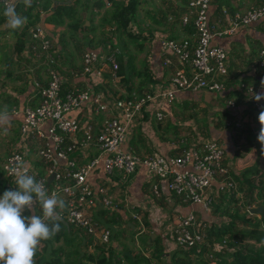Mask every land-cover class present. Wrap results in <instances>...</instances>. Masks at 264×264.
<instances>
[{"label":"crops","instance_id":"crops-1","mask_svg":"<svg viewBox=\"0 0 264 264\" xmlns=\"http://www.w3.org/2000/svg\"><path fill=\"white\" fill-rule=\"evenodd\" d=\"M188 1L137 0L135 19L131 20L126 28L131 37L121 33L114 23L103 21L104 13L110 8L109 0H50L49 8L40 14L36 25L25 27V24L16 30L7 27L0 6V110L6 108L11 117L8 125L0 127V165L4 166L12 149L20 147L19 126L23 119L22 112L26 107L37 105L38 85L46 84L48 69H55L60 74L63 79V91L73 87L83 88L92 82L89 77L82 76L80 73L82 54L86 50H95L100 55L115 52L124 62L128 57H133L131 69H133L134 76L130 82L134 89L131 94L141 91L142 93L149 92L161 85L167 86L175 69L182 68L186 72L189 71L188 66L182 67L177 62L173 53H162L160 46L162 39L186 41L189 45L195 43L194 30L185 28L180 22L181 16L187 10ZM18 3L24 5L23 0H16L15 4ZM62 3L75 8L77 16H80L76 17V20H79V27L70 29L71 21L68 19H65L64 23L60 25L46 21L55 8ZM262 3L264 0H212L208 14L210 26L216 34L211 42L213 45L223 48L227 53L228 74L224 80L225 90L222 96H216L206 90L180 92L173 103L164 105L165 117L160 121V124L154 119L152 109L144 111L129 129L126 143L123 145L124 149L130 148L140 157L152 153L179 155V151L185 144L196 146L194 144L203 139V136H200L202 139L199 137L198 128L200 131L202 130L199 116H196L194 120L197 114L194 113L196 107L185 110V102L194 101L198 107L202 105L213 107L218 111L214 114L216 116L220 114L222 126L219 123L216 124L217 119L211 120L208 123L209 133L206 140L216 139L223 147L225 151L224 165L228 168L236 186L239 187L231 174L240 177L247 164L244 161L241 162V159L245 160L244 158H240V161L237 162L236 153H253L257 149L258 155L263 154L262 146L257 139L261 125L258 116L254 114L252 103L240 90V85L257 86L261 79H264L263 72L259 70L261 68L257 64L260 51L264 50V18L232 35L221 33V31L227 27L234 13L244 12L252 6ZM16 11L21 15L20 9ZM36 27L45 31L51 43L48 52L39 51L36 54L30 50L31 29ZM165 56L171 59L170 65H163ZM72 72H78V76H73ZM254 77L256 80L253 79ZM120 79L119 82L114 83L105 73L101 78L96 79L95 91L101 93L103 98L109 102L119 97H127L129 94ZM229 98L234 99L237 105L233 111L228 109L225 102ZM220 103H222L223 109H221ZM201 110L205 111V109ZM207 115L209 112L205 114L206 118ZM71 116L77 117L82 123L90 118V113L88 110H83L78 113L72 112ZM101 120V115L93 117L96 129ZM191 120L197 127L192 126ZM229 122H240L242 129L237 131L227 128ZM44 126L48 127V124ZM5 127L7 134H4ZM189 132H194V136ZM38 145L39 143L29 142L28 145H24L23 150L30 168L37 169L38 173L43 175L45 165L38 160ZM95 151V147L91 150L77 149L74 157L78 163H82L85 156L91 158L95 155ZM261 162L262 160L259 162L260 165H264ZM3 179H5L4 175ZM113 179L117 180L118 178L108 177L101 168H98L90 173L87 181L94 191H97L102 185H106L110 189L116 197L114 203L123 220L127 221L130 216L129 208L126 205L128 201L134 207L148 213L150 226L147 229L142 228L141 235L136 238H139L141 242L147 241L148 237L151 240L157 236L161 237V231L171 232L179 216L193 212L198 219L208 213L199 205L180 203L173 197H155L152 187L155 185L156 179L152 178L144 167H139L130 178L128 186L124 188V193L120 192L121 187L117 188V181L112 182ZM5 182L7 184L6 179ZM161 187L162 185H160ZM227 191L228 189L223 187L222 179L217 178L208 194L218 200L220 198H216L215 195L218 196L220 193H227ZM160 201L164 206L159 204ZM99 209L103 208L98 201L94 208L88 210V213L92 215ZM35 211L38 215H42V209L38 203L33 206L30 215ZM61 221L65 225L64 234H61L59 240L46 242L45 250L43 249L44 244L41 242L34 256V264H43L51 256L49 255L50 251H54L60 246L63 250L62 259L71 262V264H77L74 261V254H78L79 257L86 252H92L94 245L99 243L96 242V237L67 224L63 218ZM128 225L133 227L130 222ZM158 225L162 226L158 227ZM68 226L72 229H68ZM161 239L165 252L163 264H167L165 260H169V253L174 248L166 244L164 238L161 237ZM52 242L59 245L48 247ZM63 245L66 246L65 250ZM111 246H114V251L119 253L123 248L114 240L111 242ZM78 250L83 253L80 255ZM40 258L42 259L38 262ZM80 264L82 263L80 262Z\"/></svg>","mask_w":264,"mask_h":264},{"label":"built area","instance_id":"built-area-1","mask_svg":"<svg viewBox=\"0 0 264 264\" xmlns=\"http://www.w3.org/2000/svg\"><path fill=\"white\" fill-rule=\"evenodd\" d=\"M211 3L212 0H189L187 10L180 18L182 26L189 21L193 23V45L186 41L161 40L162 53H173L182 67H189L187 72L182 68L175 69L167 86L161 85L133 98L106 101L101 93L95 91V81L106 73L111 81L119 82V61L115 52L100 55L95 50H86L82 54L80 73L92 81L83 88L73 87L63 91L60 74L55 69H48L46 84L38 85L37 105L26 107L22 112L20 147L10 153L3 166L7 190L15 189L16 175L27 171L44 184L49 194L56 191L66 201V209L61 216L67 224L96 237L105 246L111 243V232L98 227L88 210L94 208L98 201L103 209H114L116 197L106 185L97 191L91 188L87 178L98 168L108 177H117V188L123 186L121 189H124L126 180L128 184L139 167H144L162 185L161 188L159 184L153 185L155 197H173L180 203L199 205L206 212L213 202L208 191L217 178L222 179L224 188L236 192L237 186L223 162L225 151L216 139L205 140L198 146H183L179 155L152 153L140 157L130 148H123L136 118L152 109L154 119L163 120L164 105L173 103L180 92L206 90L222 96L228 74L227 53L211 42L216 34L210 26L208 14ZM0 6L5 10L3 0H0ZM263 18L264 3L234 13L221 33L235 34ZM30 37V50L33 53L48 52L51 43L42 28H32ZM171 62L169 57H164L163 65H170ZM257 64L263 72L264 50L260 51ZM72 75L78 76V72H72ZM251 89L259 92L260 84L240 85V90L253 105L254 114L259 116L264 100L255 101L250 94ZM225 102L230 111L235 110L237 105L234 99L229 98ZM83 110L90 113V118L84 122L80 123L77 117L71 116L72 112ZM99 115L102 120L96 129L93 117ZM227 127L240 131L242 124L229 122ZM29 142L39 143L37 157L45 165L43 175L26 162L23 148ZM93 147L96 148L95 155L91 158L85 156L84 161L78 163L74 157L76 150H91ZM21 164L26 167H20ZM126 205L130 217L140 223L141 216L133 211L132 203L128 201ZM205 229L197 222L195 213L190 212L178 217L169 235L177 247L190 249L205 241Z\"/></svg>","mask_w":264,"mask_h":264},{"label":"trees","instance_id":"trees-1","mask_svg":"<svg viewBox=\"0 0 264 264\" xmlns=\"http://www.w3.org/2000/svg\"><path fill=\"white\" fill-rule=\"evenodd\" d=\"M110 8L104 13L103 21L107 23H114L116 28L124 33L127 37L131 35L127 32L126 28L131 20L135 19L137 0H109ZM50 5V0H32L31 7H26L25 5H16V10H21V15L27 17V23L25 27H33L39 21L40 14L47 11ZM101 5V3H99ZM184 10V9H183ZM186 11V10H185ZM2 14L4 9L1 8ZM77 11L71 5L65 3L59 4L54 12L46 19L47 22L60 25L64 23L65 19L71 21L69 23V28L74 29L79 27V20H76ZM3 19L6 17L3 15ZM185 28L192 29L193 23L189 21ZM134 58L128 57L127 61L124 62L122 58L118 57L119 72L121 76V82L125 86L127 93L129 94L124 98H133L134 96H140L141 92H133V85L130 80L134 76L132 67V62ZM264 75V71H263ZM256 80V77L253 78ZM122 99V97H119ZM198 105L192 101L190 103L185 102V110L195 108ZM206 114V111H203ZM160 124V121H157ZM215 126V124H213ZM203 136L200 137L202 140L194 144L198 146L203 141L208 138L209 128L207 120H204L203 127L201 130ZM194 136V132H189ZM188 144H185L187 147ZM182 150L179 151V153ZM244 154V155H243ZM240 153L237 152L235 158L237 162H245L247 166L242 171L240 177L235 174H231L234 180L239 184L238 191L242 194V199L235 196L234 191L231 190L230 196L226 197V205H223L222 199L213 200L212 209L213 213H216L223 218L222 225L218 227H207L205 229V241L199 245L194 246L190 249L178 248L169 253V263L170 264H264V215L259 218L258 222L253 224L251 222L252 217L248 215L247 209L254 206L262 205L264 206V173L260 180V184H256L255 176L260 172V163L258 161L259 151L256 149L255 152L250 153ZM240 162V163H241ZM7 190V185L5 180L0 179V195ZM228 198V199H227ZM159 204L164 206L160 201ZM118 207L114 209H99L93 212L92 217L98 227L105 228L111 231V242L121 235L123 229L122 225L127 228V232L130 233L132 238L141 233V229L149 228L150 224L148 222V213L141 211L140 209L134 207L133 211L141 216L140 223L135 219L128 217L127 221L123 220L118 211ZM26 215L30 213H25ZM35 215L38 213L35 211ZM40 215V214H39ZM38 215V216H39ZM130 222L133 227L128 225ZM244 225H248L250 228H254L253 232L249 229H244ZM119 227V229H115ZM68 229H72L68 226ZM65 225L60 221V231L53 236L51 239L42 241L44 244V250L46 249V242L51 240H59L61 234H64ZM121 230V231H120ZM252 241V243H247ZM143 245L146 244L150 249L148 255L141 251L139 254H133L128 248H123L120 253H116L111 243L108 246L103 244L94 245L95 252H86L82 257H85L89 262L88 264H163V258L165 256L164 247L162 239L157 236L153 240L149 237L147 241L142 242ZM214 243L220 245L219 249H214ZM256 244V245H254ZM145 246V245H144ZM126 251V252H124ZM49 259L45 260L43 264H71V262H66L62 259L63 250L61 247L54 251H50ZM214 258L211 261L208 258ZM39 262V259H38ZM80 264V261L77 264Z\"/></svg>","mask_w":264,"mask_h":264},{"label":"clouds","instance_id":"clouds-1","mask_svg":"<svg viewBox=\"0 0 264 264\" xmlns=\"http://www.w3.org/2000/svg\"><path fill=\"white\" fill-rule=\"evenodd\" d=\"M7 27L13 30L22 28L27 17L16 11L14 0H3ZM31 7L32 0H23ZM259 92L250 90L252 98L264 100V79L260 81ZM10 114L5 108L0 110V127L10 123ZM261 125L258 141L264 151V106L258 116ZM7 134V128H4ZM25 168L26 165L21 164ZM15 189L5 190L0 196V264H34V256L42 241L51 239L60 231L61 213L66 209V201L56 191L49 194L44 184L27 171L16 175ZM39 204L42 215L30 213L35 204Z\"/></svg>","mask_w":264,"mask_h":264},{"label":"rangeland","instance_id":"rangeland-1","mask_svg":"<svg viewBox=\"0 0 264 264\" xmlns=\"http://www.w3.org/2000/svg\"><path fill=\"white\" fill-rule=\"evenodd\" d=\"M22 4V3H21ZM116 57H118V54L116 55ZM220 106H221V109H223V106H222V103H220ZM201 109H205V111L207 112L206 114H208V112H209V115H207V118L205 117V114H204V112H203V110H201ZM194 113H197L196 115H195V117H194V120H195V118H196V116H199V119H200V122H201V126L203 127V122H204V120H207V123H209L211 120L212 121H215V119H217L218 120V122H216V124H218L219 123V125L220 126H222V119H221V117H220V114L219 115H215L214 113L216 112H218L217 110H216V108H213V107H207V106H205V105H202V106H200V107H196L195 109H194ZM219 113H221V112H219ZM221 119V120H220ZM200 122H198V123H200ZM190 123L192 124V126H196L197 127V125L195 124V123H193L192 122V120L190 121ZM219 126V127H220ZM227 128H229V127H227ZM198 130H199V132L202 134V132L200 131V129L198 128ZM201 135H199V137H200ZM261 145V144H260ZM16 148H14V149H12V151H14ZM11 151V152H12ZM260 160H262V164H264V151H263V154H260L259 155V157H258V161L260 162ZM264 173V171H260L259 173H257L256 174V176H255V182H256V184H260V180H261V176H262V174ZM3 175H4V170H3V166H2V164L0 165V178L3 180ZM5 180V179H4ZM128 180V179H127ZM127 180H126V182H125V185L126 186H128V184H127ZM122 180H120L119 182H121ZM112 182H116V180L115 179H113V181ZM156 183L157 184H159V181H158V179H156ZM160 185V184H159ZM121 188H123V186L121 187ZM116 192H117V189H116ZM121 193H124V189H121V191H120ZM229 193H231V191H227V193H220L218 196L217 195H215V197L217 198V197H219L220 199H222V202H223V205H226V197H229L230 196V194ZM232 193H234L235 194V196L236 197H238V198H240V199H242V201H244L243 200V196L241 195V193L238 191V187H237V189H236V192H232ZM226 194V195H225ZM228 194V195H227ZM222 196V197H221ZM214 198V197H213ZM228 199V198H227ZM214 200V199H213ZM254 207H257V206H254ZM251 208V207H250ZM250 208H248V209H250ZM248 209H247V213H248ZM130 211V210H129ZM219 214V213H218ZM217 214V212L216 213H213V209H212V205L210 206V209H209V211H208V213H206V215L205 216H203V217H199L198 219H197V222H199L202 226H203V228H207V227H215V226H219V225H222V222H223V218L222 217H220L219 215ZM248 215H251V217H252V220H251V222L253 223V224H255V223H257L258 222V220H259V218H260V215L259 214H249L248 213ZM130 217V216H129ZM162 225H158V227H161ZM244 229H249L250 227L248 226V225H244ZM115 229H119V227H115ZM121 229H123V231L121 232V235L122 236H120V235H118L117 236V238L116 239H114V242L116 243V244H121V246H123V248L125 247V248H128V249H130L131 251H132V253L133 254H139L141 251H144L145 253H146V255H148L149 254V252H150V249L147 247V245L146 244H144L143 245V243L139 240V238L138 239H136L139 235H141V233L139 234V235H136V237L135 238H132L131 237V235H130V233H128L127 232V228H125V226L124 225H122V227H121ZM254 228H250V230L253 232L254 230H253ZM121 231V230H120ZM111 232V231H110ZM144 233V232H143ZM168 233H169V231L168 230H164V231H161V233H160V235H162L161 237L162 238H164V242L166 243V244H169L170 245V247H173L174 248V250L175 249H178L179 247H177V245L174 243V241L172 240V237L170 236V235H168ZM165 236H166V238H165ZM160 237V238H161ZM96 240V242H99L97 239H95ZM167 241H169L168 243H167ZM123 242V243H122ZM142 245H141V244ZM247 243H252V241H248ZM98 245H101L100 243H97ZM113 244V243H112ZM218 243H214V249H219V247H220V245H217ZM57 244H55V242H52V243H49V245H48V247H54V246H56ZM59 245V244H58ZM57 245V246H58ZM104 245V244H103ZM254 245H256V244H254ZM56 246V247H57ZM107 246V245H106ZM116 246V245H115ZM142 246V247H141ZM61 247V246H60ZM63 248H64V250H65V248H66V246H62ZM256 247H257V245H256ZM113 248H114V246H113ZM123 248H122V250H123ZM48 250V249H47ZM46 250V251H47ZM95 250V248H93V252H95L94 251ZM173 250V251H174ZM49 251V250H48ZM78 252H80V255H81V253H83V252H81V250H78ZM116 253H119V252H116ZM50 255V254H49ZM73 257L76 259H74V261H76V262H78V261H80L82 264H87V263H89L87 260H86V258L85 257H82L81 258V256H79L78 257V254H74L73 255ZM42 258H40L39 260H41ZM214 258H211V256H210V258H208V260L209 261H211V263H213V260ZM165 262L168 264L169 263V260H165ZM170 264V263H169Z\"/></svg>","mask_w":264,"mask_h":264},{"label":"water","instance_id":"water-1","mask_svg":"<svg viewBox=\"0 0 264 264\" xmlns=\"http://www.w3.org/2000/svg\"><path fill=\"white\" fill-rule=\"evenodd\" d=\"M264 165H260L259 168L264 170ZM51 178V177H50ZM49 178V180H50ZM248 213L249 214H259L260 217H262L264 215V206L259 205L257 207H251L250 209H248ZM131 226V225H130Z\"/></svg>","mask_w":264,"mask_h":264}]
</instances>
